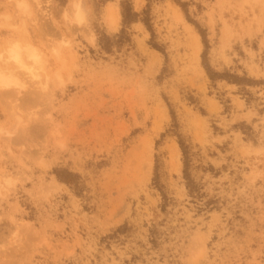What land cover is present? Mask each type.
I'll list each match as a JSON object with an SVG mask.
<instances>
[{
  "label": "rangeland",
  "instance_id": "obj_1",
  "mask_svg": "<svg viewBox=\"0 0 264 264\" xmlns=\"http://www.w3.org/2000/svg\"><path fill=\"white\" fill-rule=\"evenodd\" d=\"M130 2L140 29L103 49L79 45L68 0L0 28V56L29 42L57 82L0 92V148L32 168V195L0 221V264H264V180L245 179L264 156L239 159L231 135L237 103L264 114V0ZM206 50L224 71L208 75ZM193 172L203 192L171 187Z\"/></svg>",
  "mask_w": 264,
  "mask_h": 264
},
{
  "label": "clouds",
  "instance_id": "obj_2",
  "mask_svg": "<svg viewBox=\"0 0 264 264\" xmlns=\"http://www.w3.org/2000/svg\"><path fill=\"white\" fill-rule=\"evenodd\" d=\"M8 9L0 13V28L14 27L13 19L25 17L31 13L33 7H39L40 0H0ZM108 7L105 8L104 5ZM126 4L128 7H122ZM143 14L133 9L130 0H101L100 4L89 9L84 0H68L67 11L64 14L65 22L74 30L79 37V45L90 49L101 48L107 45L122 42L128 36L136 33L141 27ZM3 66L0 67V92H12L25 88L33 82L34 74L39 73L41 84L47 82V88L54 91L57 87L56 80L51 75L41 71L37 57L25 49H19L11 54L0 56ZM204 68L208 75L224 71L215 51H205ZM264 87V81L258 82ZM241 92V90H240ZM242 93V92H241ZM264 95V93H262ZM256 122V127L264 130V114L247 111L242 104H236V114L231 123L236 128L231 131L233 137V151L241 160L260 155L264 156V135L256 144L246 141L243 127L246 124ZM7 136V133H4ZM39 161H33L32 167H39ZM32 168L7 148H0V221L11 218V213L18 208L17 201L24 193L32 195L26 187L31 178ZM246 180L254 183L255 180H264V173H249ZM194 186H199L201 192L204 187L201 177L193 172L187 177L177 175L171 181V187L181 192L187 191L188 195H194ZM7 209V211H6Z\"/></svg>",
  "mask_w": 264,
  "mask_h": 264
},
{
  "label": "bare ground",
  "instance_id": "obj_3",
  "mask_svg": "<svg viewBox=\"0 0 264 264\" xmlns=\"http://www.w3.org/2000/svg\"><path fill=\"white\" fill-rule=\"evenodd\" d=\"M37 9H40L41 10V12H40V14H44L43 13V11H45V9H43L40 5H39V8L37 7ZM39 10V11H40ZM45 13H46V11H45ZM177 15V14H176ZM28 17L27 18H29L30 16L29 15H27ZM38 16V15H37ZM39 17V16H38ZM41 17V16H40ZM39 17V18H40ZM24 18V17H23ZM38 18V19H39ZM182 19V20H185V18H184V16L181 14V13H179V19ZM21 19H22V17H21ZM34 19V18H33ZM40 19H42V18H40ZM176 19V18H175ZM29 20V19H28ZM35 20V19H34ZM33 20V21H34ZM37 20V19H36ZM32 21V20H31ZM46 23V22H45ZM185 23H187V22H185ZM35 24V23H34ZM44 25V24H43ZM187 25H188V28L189 27H191V29H192V31L194 32V36H192V37H194V39L196 38V40H195V43L197 42V46H198V42H199V44H201V36H200V34L190 25V24H188L187 23ZM42 26V25H41ZM44 26H46V25H44ZM184 27H185V25H183ZM187 27V26H186ZM39 29V28H38ZM42 29V28H41ZM28 38V37H27ZM63 40H64V38H63ZM198 40V41H197ZM65 41H66V39H65ZM62 42V41H61ZM29 43V42H28ZM27 43V45H22V44H20L19 42H13L10 46H9V48L6 50L7 51V54H11L12 52H14V51H16V50H19V49H25V50H27V51H29V52H31L33 55H35L36 57H37V62L39 63V65H40V67H41V64H42V61L43 60H41V56L39 55V53H38V51L36 50V48L34 47V45L32 46V45H30V44H28ZM64 43V42H63ZM202 45V44H201ZM200 46V45H199ZM198 46V47H199ZM200 48V47H199ZM1 51H3V49L1 50ZM198 51H199V49L197 50V53H198ZM195 52H196V50H195ZM195 54V53H194ZM3 55H4V53H3ZM199 55V54H198ZM198 60V59H197ZM200 64V63H199ZM200 67V66H199ZM36 74H38V73H36ZM160 125V124H159ZM9 135V134H8ZM147 141V140H146ZM145 141V142H146ZM144 142V143H145ZM173 151V150H172ZM175 155V154H174ZM173 156V155H172ZM174 162V161H173ZM172 162V163H173ZM177 162V161H176ZM142 164H143V162H142ZM174 164V163H173ZM175 167V166H174ZM142 169V168H141ZM143 170V169H142ZM143 173V172H142Z\"/></svg>",
  "mask_w": 264,
  "mask_h": 264
}]
</instances>
